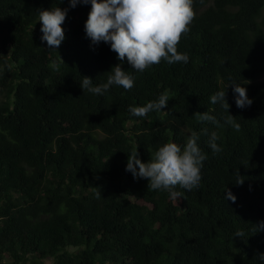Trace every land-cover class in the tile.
Instances as JSON below:
<instances>
[{"label":"trees","instance_id":"trees-1","mask_svg":"<svg viewBox=\"0 0 264 264\" xmlns=\"http://www.w3.org/2000/svg\"><path fill=\"white\" fill-rule=\"evenodd\" d=\"M52 7L69 0H0V264H262L264 0H193L177 45L188 63L143 72L86 37L90 4L69 9L64 41L48 50L39 13ZM117 64L134 75L132 89L83 92V77L98 86ZM231 82L250 106H236ZM217 91L228 111L211 102ZM161 94L162 111L130 114ZM192 133L207 159L197 187L177 186L180 198L125 170L132 152L148 162Z\"/></svg>","mask_w":264,"mask_h":264},{"label":"clouds","instance_id":"clouds-1","mask_svg":"<svg viewBox=\"0 0 264 264\" xmlns=\"http://www.w3.org/2000/svg\"><path fill=\"white\" fill-rule=\"evenodd\" d=\"M78 4L91 5L84 25L86 37L93 45H99L101 42L109 44L111 50L118 54L117 59L121 64L126 57L133 70L143 72L162 60L168 64L188 63V54L179 52L177 45L181 35L189 31L188 25L194 18L193 0H69L67 8L52 7L40 10V39L42 43L46 42L48 50L56 51L64 41L65 31L62 25L69 9ZM121 64L114 66L107 81L98 86H93V79L83 77L80 84L83 92L87 90L95 95H103L112 86L132 89L135 77L123 70ZM5 68L6 65H0V74ZM230 84L234 85L236 106L241 109L250 106L253 101L247 96L246 88L238 82ZM210 100L228 111L226 91H217ZM168 101V96L161 94L157 100L143 106L130 107L129 111L132 116L144 117L150 111H162ZM199 118L219 126L213 115L202 113ZM225 123L231 125L233 121L226 119ZM234 127L238 130L239 124ZM218 139V134L211 132L208 146L213 153L222 150L217 144ZM198 141L199 136L192 133L183 146L168 142L159 147L154 158L148 162H142L138 152L134 151L129 155L125 170L134 178L147 179L152 190L168 191L171 196L180 198L181 193L176 191L177 186L190 191L197 187L202 179L201 171L207 155L202 152ZM236 183L242 185L243 180ZM225 192L224 199L235 202L236 196L230 190L226 189ZM260 227H264V222H261ZM241 235L242 233L236 234ZM259 259L264 264V254H261Z\"/></svg>","mask_w":264,"mask_h":264}]
</instances>
